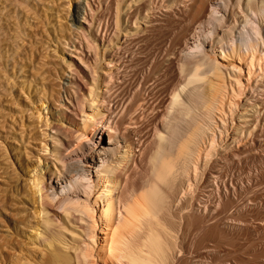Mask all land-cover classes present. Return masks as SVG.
<instances>
[{
	"label": "bare ground",
	"instance_id": "obj_1",
	"mask_svg": "<svg viewBox=\"0 0 264 264\" xmlns=\"http://www.w3.org/2000/svg\"><path fill=\"white\" fill-rule=\"evenodd\" d=\"M31 2L0 134L37 148V264H264V0H76L34 35Z\"/></svg>",
	"mask_w": 264,
	"mask_h": 264
},
{
	"label": "rangeland",
	"instance_id": "obj_2",
	"mask_svg": "<svg viewBox=\"0 0 264 264\" xmlns=\"http://www.w3.org/2000/svg\"><path fill=\"white\" fill-rule=\"evenodd\" d=\"M31 2V11L38 16V20L32 25L31 33L34 35L38 31H48L52 26L62 25L70 27V17L72 7L76 0H69L65 6L64 0H53L49 3L42 0L40 6ZM25 18L19 13V0H0V113L7 122L22 120L26 114L20 115L17 110L26 107V97L20 90L18 80V60L17 52L18 27L24 25ZM41 23V24H40ZM43 23V24H42ZM49 23V26L47 24ZM46 27V28H45ZM167 31V30H166ZM159 41L166 44L163 36ZM9 130L0 134V191H5L8 198H15L16 191L21 197H25V203L6 209L10 214L5 217L0 214V240L7 242L11 238L14 242L15 250L5 251L0 255V264H37L42 256L38 243L34 240L31 229L28 225L16 226V221H25L32 224L29 218L32 210L27 200L28 177L32 175L30 171L34 167L37 153L36 146L28 148V152L21 149L18 140L10 139L6 134ZM27 156V162L22 158L21 162H16L18 156ZM15 158V159H14ZM42 166V164L40 165ZM5 174L4 176L2 174Z\"/></svg>",
	"mask_w": 264,
	"mask_h": 264
}]
</instances>
